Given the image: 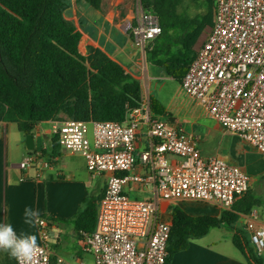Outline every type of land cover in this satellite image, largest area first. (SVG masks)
<instances>
[{
  "label": "built area",
  "instance_id": "2783aa9c",
  "mask_svg": "<svg viewBox=\"0 0 264 264\" xmlns=\"http://www.w3.org/2000/svg\"><path fill=\"white\" fill-rule=\"evenodd\" d=\"M131 33L145 48L162 27L140 4ZM180 85L213 119L264 155V0H214L213 25ZM143 127L150 144L138 152ZM52 130L60 150L81 155L92 177L109 175L97 202L95 229L81 232L94 264H167L171 224L160 219L159 201H194L228 211L250 189L248 173L220 157H204L197 141L168 117L156 115L144 96L125 122L65 119L53 122ZM40 159L28 154L20 167L34 168ZM40 164L52 166L48 160ZM148 185L154 198H134L127 190ZM37 224L43 242L35 264H51L49 221L39 218ZM248 235L264 257V225ZM63 263L58 257L56 264Z\"/></svg>",
  "mask_w": 264,
  "mask_h": 264
},
{
  "label": "crops",
  "instance_id": "0c3cea01",
  "mask_svg": "<svg viewBox=\"0 0 264 264\" xmlns=\"http://www.w3.org/2000/svg\"><path fill=\"white\" fill-rule=\"evenodd\" d=\"M138 4V0H102L101 8L96 10L83 0H71L65 16L82 34L79 47L83 54H87L89 48H98L119 62L128 73L140 80L142 88L146 87L143 96L149 100L154 99L162 107L163 113L155 114L168 117L185 134L195 139L204 157H220L250 175L248 193L236 202L239 204L241 200L247 199L246 203H252L253 206L247 213L237 212V225L247 233L253 227L263 226L264 155L213 119L198 102L185 94L180 82V91L166 103L153 96L150 91L152 80L162 78L160 71H167L165 67L148 62L146 47L141 48L134 41L131 30L133 23L136 24L137 21L135 12ZM210 27L205 28L194 45L196 54L205 42ZM181 33V30H176L160 40V43L153 40L147 46L151 49L155 44L161 47L172 44L175 35L180 36ZM150 67L156 71L151 72ZM168 76L173 78L169 74ZM52 126V121L35 126L31 133L34 137V149L29 150L26 144L27 134L19 131L14 123L0 122V224H11L18 235H35L39 244L43 240L37 221L33 224L24 222L26 207L38 209L39 218L49 221L53 264H56L58 257L64 260L63 264H78L83 261L79 248L74 246L68 249L64 245L60 251V239L70 232L81 242L73 217L86 198L99 200L109 175L92 177L86 168L85 159L78 154L69 152L65 157L60 150L52 157L56 137ZM149 144L147 128L143 127L138 133L137 151L148 148ZM31 153L40 155L39 163L34 168L21 169L20 163ZM45 160L51 161L52 166L42 167L40 162ZM168 160L175 162L176 158L168 156ZM38 171H41V175H38ZM138 171L143 172L139 169ZM127 190L134 198H154L153 185ZM172 205L181 207L191 216L221 215L220 209L208 204L194 201H159L160 219L170 224ZM233 235V230L228 228H214L206 236L191 240L189 247L175 254L169 264H248L243 253L234 245ZM0 264H16V260L0 251Z\"/></svg>",
  "mask_w": 264,
  "mask_h": 264
},
{
  "label": "trees",
  "instance_id": "16d2710c",
  "mask_svg": "<svg viewBox=\"0 0 264 264\" xmlns=\"http://www.w3.org/2000/svg\"><path fill=\"white\" fill-rule=\"evenodd\" d=\"M83 1L96 10L102 5V0ZM203 1L201 13L190 18L179 12L182 0H140L144 11L153 12L162 27L156 43L182 31L172 44L145 48L148 62L165 67L178 82L195 58L193 47L199 36L213 25L214 0ZM70 4L71 0H0V122L14 123L25 134L48 121L125 122L130 111L141 105L140 80L98 48L81 52L82 34L65 16ZM150 102L154 113H163L157 101ZM52 150V157L60 151L57 137ZM246 201L236 202L219 217L191 216L172 205L167 264L191 240L221 227L233 230V243L248 264H264L247 231L237 225V212L247 213L253 206ZM97 202L86 198L73 217L79 238L81 232L95 229Z\"/></svg>",
  "mask_w": 264,
  "mask_h": 264
},
{
  "label": "rangeland",
  "instance_id": "374dc122",
  "mask_svg": "<svg viewBox=\"0 0 264 264\" xmlns=\"http://www.w3.org/2000/svg\"><path fill=\"white\" fill-rule=\"evenodd\" d=\"M138 1L139 4L137 5L135 12L136 17L137 9H139L140 5V0ZM202 3L205 4L203 0H182L179 7V12L182 14H186L190 18H194L197 14L201 13ZM150 71L155 72L156 69L150 67ZM160 76H162V78L152 80L150 91L153 92V96H155V98H158L159 100L166 103L172 96H175L180 91V85L177 80L170 78L165 71H160ZM143 90H146L145 86L143 87ZM45 124L47 125V123H43V125ZM62 151L65 154V157H67L69 151ZM64 245H66L68 249H72L74 246H76L77 248H79V251H81L84 264H94V256L91 253L86 252L83 243L78 241L70 232L61 237L60 245L58 247L60 248V251L61 249H63Z\"/></svg>",
  "mask_w": 264,
  "mask_h": 264
},
{
  "label": "clouds",
  "instance_id": "9594fccd",
  "mask_svg": "<svg viewBox=\"0 0 264 264\" xmlns=\"http://www.w3.org/2000/svg\"><path fill=\"white\" fill-rule=\"evenodd\" d=\"M40 217L38 209L26 207L24 222L33 224ZM0 251L7 253L17 264H35L39 252L37 238L31 234H17L11 224H0Z\"/></svg>",
  "mask_w": 264,
  "mask_h": 264
},
{
  "label": "water",
  "instance_id": "95a60500",
  "mask_svg": "<svg viewBox=\"0 0 264 264\" xmlns=\"http://www.w3.org/2000/svg\"><path fill=\"white\" fill-rule=\"evenodd\" d=\"M26 144L29 150L34 149V137L31 133L26 135Z\"/></svg>",
  "mask_w": 264,
  "mask_h": 264
}]
</instances>
